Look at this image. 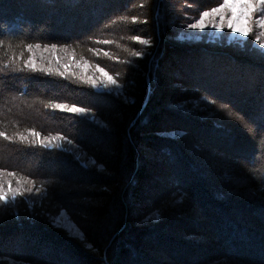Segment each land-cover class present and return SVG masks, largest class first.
I'll list each match as a JSON object with an SVG mask.
<instances>
[{"label": "trees", "instance_id": "trees-1", "mask_svg": "<svg viewBox=\"0 0 264 264\" xmlns=\"http://www.w3.org/2000/svg\"><path fill=\"white\" fill-rule=\"evenodd\" d=\"M222 2L0 0V264H264V28L182 38Z\"/></svg>", "mask_w": 264, "mask_h": 264}, {"label": "snow or ice", "instance_id": "snow-or-ice-1", "mask_svg": "<svg viewBox=\"0 0 264 264\" xmlns=\"http://www.w3.org/2000/svg\"><path fill=\"white\" fill-rule=\"evenodd\" d=\"M240 9L239 13L237 9ZM227 14V27L242 33L244 35H248L250 32H253L255 26H259L260 28H264V0H223L222 3H218L217 7H213L210 10H205L199 14V19L195 23H189L188 27L192 29H203L205 27V18L212 17L209 21L216 28H222L224 26V21ZM215 16H219L220 22L217 23L215 21ZM136 18L133 17V20ZM241 21H246L244 26H238ZM255 21V24L251 23ZM133 40L141 41L143 44L147 45L151 43L149 40H141L140 36L131 37ZM259 40V37H257ZM31 48V45H28ZM55 47V45H53ZM141 52H135L134 55L140 56ZM260 55L264 57V47L260 50ZM29 67H35L34 64H29ZM63 75V73H61ZM115 83V81H113ZM54 107L63 109L65 106L61 104H57ZM74 112H81L83 109L73 107L70 109ZM3 170L0 169V172ZM14 175V173H11ZM9 187L4 189L2 185H0V200L7 202L9 199L8 193L11 191L12 198L15 199L16 194L20 192V188H11V181L7 182ZM25 191H32L31 188L26 189ZM39 191V189H37Z\"/></svg>", "mask_w": 264, "mask_h": 264}, {"label": "rangeland", "instance_id": "rangeland-1", "mask_svg": "<svg viewBox=\"0 0 264 264\" xmlns=\"http://www.w3.org/2000/svg\"><path fill=\"white\" fill-rule=\"evenodd\" d=\"M240 9H237V12L239 13ZM212 19V17H206L205 18V27L203 29H190L188 33H186V37H182V38H202V37H207L210 40H215V39H221L223 36H226V40L227 42H239V43H245L248 41L251 32L246 36L242 33L236 32L230 28L227 27V14H226V18L224 21V26L222 28H216L213 26L212 23H210L209 21ZM215 21L217 23L220 22L219 16H215ZM245 23H247L246 21H241L240 24L238 26H244ZM251 23L255 24V21H252ZM263 28H260L259 26H255L254 27V37L257 38L256 35H258V32L261 31ZM100 79L102 81V87L99 86H95L96 90L98 92L104 91L103 89H111V90H116L115 85L113 83V81L111 80L110 77L106 76L105 74L101 73ZM59 145V144H58ZM15 189V188H13ZM37 189H32V191H30L26 196H25V200L27 201V203H29V206L33 204V202H35L37 200V198H40V192L36 191ZM21 189L20 192L21 193ZM9 199L7 202L2 201L4 204H13L15 199L12 198V193L11 191H9L8 193ZM55 224L62 227L63 229L67 230L70 235L74 236V237H81V232L77 229V227L70 221V219L68 218V215L66 214V212H62L61 215L56 218L55 220Z\"/></svg>", "mask_w": 264, "mask_h": 264}]
</instances>
